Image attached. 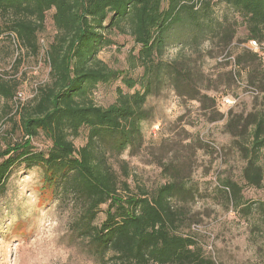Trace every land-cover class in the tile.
I'll use <instances>...</instances> for the list:
<instances>
[{
    "label": "trees",
    "instance_id": "1",
    "mask_svg": "<svg viewBox=\"0 0 264 264\" xmlns=\"http://www.w3.org/2000/svg\"><path fill=\"white\" fill-rule=\"evenodd\" d=\"M220 5L226 7L221 17ZM50 11L57 31L47 49L50 82L17 109L25 135L44 133L50 144L42 149L24 140L0 152V199L14 168H41L46 187L81 203L72 229L87 241L97 264H217L194 238L179 233L185 208L176 202L194 200L192 186L173 177L152 192L134 193L124 183L121 193L106 158L142 148L143 125L151 117L148 99L166 88L199 102L202 110H218L215 98L199 86L201 68L186 50L200 54L205 44H213L222 57L235 59V71L230 61L222 62L230 64L229 86L244 89L242 83L264 92V53L252 52L242 41L238 53L231 51L240 27L247 42L264 44V0H0L8 31L34 55ZM115 35L130 37L136 48L129 53L128 69L113 68L99 57L117 45ZM171 47L181 49L168 61ZM114 83H120L114 104L102 107L89 98L98 86ZM16 86L0 76V97L12 100ZM225 129L245 163L246 184L264 190V111L231 110ZM83 131L86 144L78 148L74 139ZM228 192L234 206L244 204L237 183L228 181ZM255 210L264 215V203ZM101 213L105 218L98 223Z\"/></svg>",
    "mask_w": 264,
    "mask_h": 264
},
{
    "label": "rangeland",
    "instance_id": "2",
    "mask_svg": "<svg viewBox=\"0 0 264 264\" xmlns=\"http://www.w3.org/2000/svg\"><path fill=\"white\" fill-rule=\"evenodd\" d=\"M225 11L224 5L216 7L220 17ZM53 14L48 13L45 28L38 35V55L22 47L17 36L8 31V18L0 16V76L9 85H17L12 100L6 102L0 97V152L24 140L42 149L50 144L44 133L25 135L14 100L23 92L27 99L24 106H28L37 90L50 82L47 49L57 34ZM113 38L117 45L104 49L99 57L113 68L128 69L129 53L136 49L132 39L124 35ZM247 40L245 28L240 27L232 54L238 53L240 42ZM180 49L171 47L165 60H173ZM185 54L197 61L203 74L199 86L215 98L219 111L216 107L202 110L199 102L166 88L148 99L151 117L143 125L142 148L108 155L107 163L116 173L121 193L124 183L137 193L139 189L152 192L173 177L186 181L196 196L186 205L176 202L185 208L179 233L194 238L217 264H264V215L255 210L264 203V190L246 184L242 175L245 163L225 129L231 110L237 114L264 111V92L258 86L257 94H250L246 87L229 86L225 72L230 64L222 63L221 50L213 44H205L200 54L191 50ZM243 80L247 81L245 77ZM118 85H100L89 98L98 106L109 107L116 102ZM227 96L236 104L223 105L221 98ZM86 136L83 131L74 139L78 148L86 144ZM42 178L41 168L19 166L8 179L7 192L0 199V264H97L87 241L72 229L81 203L71 196L64 199L56 195ZM228 181L241 187L244 204L238 208L230 193H224ZM249 206L250 212L246 211ZM104 218L101 213L98 223Z\"/></svg>",
    "mask_w": 264,
    "mask_h": 264
},
{
    "label": "built area",
    "instance_id": "3",
    "mask_svg": "<svg viewBox=\"0 0 264 264\" xmlns=\"http://www.w3.org/2000/svg\"><path fill=\"white\" fill-rule=\"evenodd\" d=\"M242 46L251 50L252 52H255V53H259V54L264 53V44H261L260 42L253 40V39L249 40L247 43L243 44ZM221 60L230 61L232 69L234 71L236 70L237 66H236V62H235L234 57L225 58V56H223L221 58ZM240 85L244 88L245 87L248 88L250 91V94H257L258 93V91L254 88L248 87L242 83H240ZM36 94H37V92L34 94V97L36 96ZM14 101H15L16 109L24 106L25 102L27 101L25 93L18 92ZM221 102L223 105L231 107V106L235 105L237 101L235 99L227 96V97H222Z\"/></svg>",
    "mask_w": 264,
    "mask_h": 264
}]
</instances>
